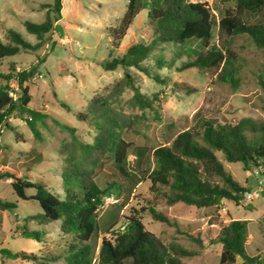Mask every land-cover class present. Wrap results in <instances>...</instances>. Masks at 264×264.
Instances as JSON below:
<instances>
[{
    "label": "rangeland",
    "instance_id": "1",
    "mask_svg": "<svg viewBox=\"0 0 264 264\" xmlns=\"http://www.w3.org/2000/svg\"><path fill=\"white\" fill-rule=\"evenodd\" d=\"M53 1L0 0V38L5 41L6 30L13 29L27 42L36 44L37 37L26 30L24 22H44L48 9L43 6L51 5ZM190 1L207 3L219 17L234 9L236 4V0ZM127 3L128 0H63L62 19L56 25L62 26L64 35L61 36L55 29L45 37L40 49L6 59L3 72L14 68L9 62H15L26 71L39 69L42 77L36 80L30 78L28 82L32 96L30 106L44 113L46 118L38 122L42 139L35 138L29 126L22 121L13 123L20 134L18 137L11 129L1 132L0 151L5 150L6 153L0 157V165H6L11 173L23 175L32 182L44 183L61 197L69 188L82 194L83 176L80 173L76 178L63 179V173L70 167V155L74 156L73 163L89 172L85 177H92L100 188L106 189L112 182L122 183L123 191L119 195L114 190L107 195H113L117 202L99 206L98 229L90 242L95 256L103 239L113 238L114 233L110 229L122 230L135 210L154 205L171 223L155 220L148 211L140 213L142 222L166 245L178 244L195 253L194 256L181 258L183 264H220L222 245L212 243L219 232V226L211 224L216 220L223 223L250 221L247 253L264 258L263 195L249 203L243 199L240 205L225 201L221 206L204 209L182 203L170 206L151 188L149 180L144 179L131 186L115 175L108 154L84 152L83 145L95 142L99 134L98 126L114 128L120 137L132 144L130 169L145 170L153 167L151 153L154 149L171 144L179 133L192 129L202 120L236 124L244 118H252L264 122V91L259 82L261 76L264 79V49L247 35L231 37L215 30L212 41L221 49H229L236 54L240 68L237 88L219 81L217 73L212 70L183 69L186 63L196 58L198 43L181 46L157 42L144 65L160 81L135 68L128 70L135 87L150 106L139 108L134 102L132 88L118 94L116 86L124 81V68L106 71L102 62L123 56L132 44L149 45L155 39L146 9L135 19L120 47L116 50L112 48L106 29L119 25ZM245 21L251 24L263 22L264 8L256 14L247 15ZM158 60L165 63L160 66ZM11 90L19 95L17 86L11 87ZM93 100L98 102L93 104ZM60 101L72 110L61 106ZM102 103L106 107H102ZM76 112L88 114V120L78 119ZM61 123L76 127V143ZM137 151L144 155L137 158ZM39 154L42 157L38 161H30ZM216 155L225 170L248 192L264 190V165L256 173L257 168L246 170L241 163L226 161L222 153ZM4 170H0V174L5 173ZM10 182L6 178L0 179V201L15 203L17 207L10 211L0 208V247L15 253L34 254L38 259L19 258L2 263L0 258V264H70L67 257L69 248L78 244L76 234L63 233L60 222L46 225L36 221L25 222L26 217L39 214L42 210L36 201L20 200ZM27 193L33 195L35 190L30 189ZM222 206L227 208L226 215L221 213ZM23 225L31 230L41 228L47 234L44 242L23 239L21 230L17 229V226L21 228ZM191 236L200 238L204 247ZM234 264H243V261Z\"/></svg>",
    "mask_w": 264,
    "mask_h": 264
},
{
    "label": "trees",
    "instance_id": "2",
    "mask_svg": "<svg viewBox=\"0 0 264 264\" xmlns=\"http://www.w3.org/2000/svg\"><path fill=\"white\" fill-rule=\"evenodd\" d=\"M47 8L44 22L34 23L25 21L26 30L37 37L38 42H27L16 30L7 29L5 41L0 38V126L2 130L11 129L20 135L16 128L7 122L6 118L15 115L24 121L35 135L42 139L38 129V122L46 115L34 110L30 104L32 96L28 81L37 69L15 73L14 68L8 72L2 71L6 58L33 52L43 46L44 39L56 29V23L62 19L63 0H54ZM264 8V0H236L234 9L228 10L222 17L217 16L207 3H194L190 0H128L126 11L117 27L106 29L111 39L113 49H118L127 36L138 15L148 10V19L154 31L153 44L136 43L129 46L123 56L111 58L102 62L106 71L114 72L119 67L125 71L124 81L116 86L118 94L126 88L134 91V102L137 106H150L140 90L135 87L128 70L135 68L145 75L153 76L152 71L144 65L154 50L155 43H171L185 46L188 43H198L199 50L196 58L186 63L183 69H208L217 73V79L232 87L239 86V66L236 54L229 49H221L212 43L214 31L227 36L247 35L259 47L264 49V21L248 23L247 15L260 12ZM54 14V17H52ZM165 62L158 60L162 66ZM14 67V66H12ZM154 79L159 80L156 76ZM264 91V79L259 81ZM18 88V98L10 96L11 84ZM13 89V88H12ZM98 100H93L96 104ZM61 106L72 110L69 105L60 101ZM102 107H106L104 103ZM76 117L82 121L88 120V114L76 112ZM57 121V120H56ZM61 126L71 134L72 141H78L74 126L61 123ZM99 134L93 144L83 145L84 152L92 154L101 152L108 154L112 167L117 176L125 179L129 185H137L142 180L151 182V188L170 206L185 204L198 209L221 206L225 201H232L240 205L244 194L249 190L238 183L228 173L216 153H222L230 163H241L246 170L264 165V122L252 118H244L236 124H216L212 120H202L192 129L179 133L171 144L160 146L153 150L151 158L153 167L136 171L129 167V155L132 144L117 134L114 128L98 126ZM1 134V133H0ZM74 146V145H73ZM144 153L136 152L137 158ZM74 162V156L68 157L70 167L63 173L64 181L76 178L80 173L83 178L82 194L79 195L69 188L65 196L54 193L44 183H35L19 174L5 172L0 179H11V186L22 201L38 202L42 212L28 216L25 222L36 221L40 225L60 222L63 233L74 232L78 240L77 245L69 248L67 257L70 264H183L181 258L194 256L191 252L178 244L166 245L159 237L148 231L142 222L140 213L148 211L155 220L170 224L169 218L158 212L154 205L135 210L127 218L122 230H109L113 238H104L98 255H94L91 240L98 229V209L103 198L113 190L119 195L123 185L117 182L109 183L106 189L100 188L89 173L82 170ZM140 163V162H138ZM85 178V179H84ZM35 193L28 195V190ZM17 204L0 201V208L10 211ZM250 221L231 220L230 222L211 223L219 226V232L212 243L221 244L222 252L220 264H234L238 258L243 264H253L263 261L260 256H250L247 253L248 225ZM23 239L44 242L47 234L40 229H29L26 225L21 228ZM109 233V232H108ZM191 239L203 246L200 238ZM1 262L19 258L35 261L34 254L13 252L0 247Z\"/></svg>",
    "mask_w": 264,
    "mask_h": 264
},
{
    "label": "built area",
    "instance_id": "3",
    "mask_svg": "<svg viewBox=\"0 0 264 264\" xmlns=\"http://www.w3.org/2000/svg\"><path fill=\"white\" fill-rule=\"evenodd\" d=\"M37 77H39V78H41V75H39V73H36L33 77H31V79H34V80H36L37 79ZM10 96L14 99V100H17V98H18V95H16V94H14V92L12 91V90H10ZM14 114L13 115H11V116H9L8 118H6V120H7V122H11L12 120H13V118H14ZM3 130H2V127L0 126V133L2 132ZM263 168L260 166V167H258L257 169H256V173H257V171H259V170H262ZM263 192H264V190H260V191H258V192H256V193H251V192H246L245 194H244V200L246 201V202H252L253 200H255V199H257L258 197H260L261 195H263ZM117 202V200H115V198H114V196L113 195H111V196H105L104 198H103V202H102V204L100 205V206H104V205H109V204H114V203H116ZM221 213H224L225 215L227 214V208L226 207H224V206H222V208H221ZM227 222V221H226ZM263 224H264V217H263ZM253 264H264V260L263 261H260V262H256V263H253Z\"/></svg>",
    "mask_w": 264,
    "mask_h": 264
},
{
    "label": "crops",
    "instance_id": "4",
    "mask_svg": "<svg viewBox=\"0 0 264 264\" xmlns=\"http://www.w3.org/2000/svg\"><path fill=\"white\" fill-rule=\"evenodd\" d=\"M40 49V48H39ZM7 59V58H6ZM6 59L4 60V62H3V64L6 62ZM9 64L11 65V67L12 66H14V69L16 70V72H22V71H26V70H23V69H21L15 62H9ZM2 67H3V65H2ZM8 72V71H7ZM37 72H39V69L37 70ZM36 72V73H37ZM39 74L41 75V73L39 72ZM41 77H42V75H41ZM29 82V81H28ZM0 83H2V81L0 82ZM28 84V83H27ZM16 86V84L15 83H12L11 84V87H15ZM29 86V85H28ZM17 121H22L21 119H18V118H16V116H14V118H13V120L11 121V122H9V124H11V126H13V127H15L14 125H13V123H15V122H17ZM22 122H24V121H22ZM0 136H1V134H0ZM21 141H23V140H21ZM6 152H5V150H2V151H0V157L1 156H3L4 154H5ZM42 157V155L41 154H39L38 156H34L33 158H30V161H32V162H36V161H38L39 160V158H41ZM6 159V158H5ZM4 159V160H5ZM3 169H5L4 171L5 172H10L9 170H8V167L6 166V165H0V170L2 171ZM20 175V174H19ZM20 176H23V175H20ZM25 177V176H24ZM27 178V177H26ZM9 180V182L11 181L10 179H8ZM28 195H30V194H28Z\"/></svg>",
    "mask_w": 264,
    "mask_h": 264
},
{
    "label": "water",
    "instance_id": "5",
    "mask_svg": "<svg viewBox=\"0 0 264 264\" xmlns=\"http://www.w3.org/2000/svg\"><path fill=\"white\" fill-rule=\"evenodd\" d=\"M56 30L59 32V34L62 36L64 35V30L62 28L61 25H56ZM263 196H264V192H263ZM238 261H243V259L241 257L238 258Z\"/></svg>",
    "mask_w": 264,
    "mask_h": 264
}]
</instances>
